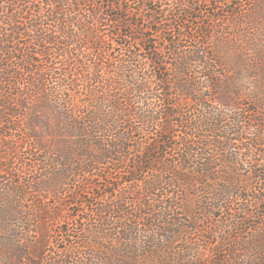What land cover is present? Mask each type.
<instances>
[{
  "label": "trees",
  "instance_id": "16d2710c",
  "mask_svg": "<svg viewBox=\"0 0 264 264\" xmlns=\"http://www.w3.org/2000/svg\"><path fill=\"white\" fill-rule=\"evenodd\" d=\"M134 1L0 4V264H264V46Z\"/></svg>",
  "mask_w": 264,
  "mask_h": 264
},
{
  "label": "rangeland",
  "instance_id": "374dc122",
  "mask_svg": "<svg viewBox=\"0 0 264 264\" xmlns=\"http://www.w3.org/2000/svg\"><path fill=\"white\" fill-rule=\"evenodd\" d=\"M8 0H0V4L3 5L7 3ZM132 4V10L137 12L138 6H136V3L134 0H128ZM196 2V11L192 12L193 17H197V20H194L191 23H188L190 27L193 29L200 28L203 24L204 26L206 24H212L214 26H217L218 21L214 20L215 18H212V16L209 15L208 10H212L213 8H218L219 12L216 13L217 17L224 18L225 14L228 11L234 12L236 16L228 17L226 20L228 32L232 34L229 36V41H225L227 44V49H222L220 43L216 45V48L214 49V52H217L218 56L221 58H229V60H233L234 58H231L233 54H247V52H242L243 49H248L250 47V43L253 44H259L260 46H264V0H209L207 2L206 0H195ZM231 2V3H230ZM168 8L172 6V2H168L167 4ZM172 17H168V19L163 18L164 21L158 20L160 24L154 25L152 28L153 30L149 31V34H152V38L156 40L158 46L163 45V37L164 35H160L158 32L161 30H165L166 28H182L184 27V18L186 16L176 17L175 14L171 13L169 14ZM150 17L149 13L147 11H142L141 15L139 17H135V22L139 24H144V27L150 26L148 23V18ZM210 17V18H209ZM171 20V21H168ZM244 22V25L241 26V22ZM248 22H252V24H248ZM258 29V32H257ZM200 31V30H199ZM236 33V34H235ZM253 36V34H255ZM197 37H200L201 35H198V32L194 34ZM229 35V34H227ZM258 36V38H256ZM238 37L241 41H239ZM218 37H216V43L218 41H222L220 39L217 40ZM156 44V43H155ZM189 45V43H187ZM235 44L237 47H235ZM252 45V44H251ZM257 48V47H256ZM253 50H248L249 53H251ZM223 60V59H221ZM224 70L227 71V68L224 69L223 67H219L218 72H223ZM228 73V72H227ZM72 211V210H71ZM71 211L65 210L63 213L68 214ZM48 230L55 231L56 229V222H52V220H49L48 222ZM51 238L53 241L59 240L60 235H57L55 233L51 234Z\"/></svg>",
  "mask_w": 264,
  "mask_h": 264
}]
</instances>
